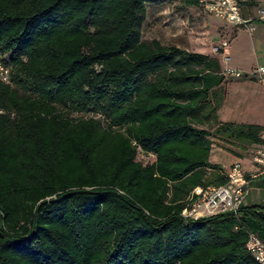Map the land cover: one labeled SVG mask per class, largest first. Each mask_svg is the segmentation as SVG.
<instances>
[{
    "label": "trees",
    "instance_id": "16d2710c",
    "mask_svg": "<svg viewBox=\"0 0 264 264\" xmlns=\"http://www.w3.org/2000/svg\"><path fill=\"white\" fill-rule=\"evenodd\" d=\"M166 1L0 0V264H257L263 209L180 215L226 183L211 138L264 147V126L219 120L218 59L141 41Z\"/></svg>",
    "mask_w": 264,
    "mask_h": 264
},
{
    "label": "rangeland",
    "instance_id": "374dc122",
    "mask_svg": "<svg viewBox=\"0 0 264 264\" xmlns=\"http://www.w3.org/2000/svg\"><path fill=\"white\" fill-rule=\"evenodd\" d=\"M254 1V4L248 6H253L256 12L264 9V0ZM254 25L255 30L249 33L245 28H235L207 14L200 7H183L177 0H169L160 4L146 5L140 32L141 41L148 42L155 39L165 46H174L188 52L214 57L223 67L238 68L237 70L244 75L243 80L256 83L248 75L256 67L264 66V19L256 20ZM232 38L234 39L231 40ZM221 41H227L228 44L230 41L233 42L231 50L226 48L225 54L221 51L226 60L222 58L221 53L215 54L211 50ZM220 67L223 71L221 65ZM232 81V78H226L223 85L225 98L226 95L229 96V111L236 118V121L231 122L264 126L258 122L264 110L261 106L262 100L259 99L261 91L248 84L237 87L231 84ZM211 141L213 146L211 162L218 164L226 172L229 164L236 160L234 156L237 155L223 148L224 145L219 140L211 138ZM233 150L240 151L242 158H252V151L249 148L233 147Z\"/></svg>",
    "mask_w": 264,
    "mask_h": 264
},
{
    "label": "built area",
    "instance_id": "2783aa9c",
    "mask_svg": "<svg viewBox=\"0 0 264 264\" xmlns=\"http://www.w3.org/2000/svg\"><path fill=\"white\" fill-rule=\"evenodd\" d=\"M244 0H198L200 8L207 14L235 27L247 29L249 33L255 29L251 20L242 18L240 5ZM264 18V9L258 11V19ZM227 41H221L211 48L215 54L221 53L227 46ZM222 58H227L221 53ZM6 55L0 53V82L10 83V68L6 63ZM259 80L264 84V66H258L253 70ZM225 78L240 79L244 75L237 69H223ZM252 162L255 165L253 171L245 172L238 162L232 163L225 172L226 183L220 186H207L204 189H196V197L190 205L184 208L180 215L184 219H197L226 211L236 212L245 203L248 194L249 182L264 176V147L254 148ZM264 215V210L261 211ZM246 251L257 264H264V243L255 235H249L245 243Z\"/></svg>",
    "mask_w": 264,
    "mask_h": 264
},
{
    "label": "crops",
    "instance_id": "0c3cea01",
    "mask_svg": "<svg viewBox=\"0 0 264 264\" xmlns=\"http://www.w3.org/2000/svg\"><path fill=\"white\" fill-rule=\"evenodd\" d=\"M246 1L247 0H244V2H242L241 5H240L241 16H242V18H244L246 20H251L253 23H255L256 20H259L258 19V13H257L258 11L256 12L253 6L249 7L248 4L246 3ZM256 1H259V0H256ZM262 19H264V18H262ZM231 26H233V25H231ZM233 27H235V26H233ZM235 28H242V27H235ZM234 38H232L231 40H233ZM232 44H233V42L231 43V41H230L229 44L224 48L223 54H225V49L226 48L231 50V48L233 46ZM220 65L222 66L223 69L224 68L238 69V68H236L234 66L233 67H228V66L227 67H223V65L221 63H220ZM252 73H253V70H252L251 74L248 75V77L250 79H254L256 81V83L249 82L246 79L243 80L242 79L243 77H242L240 79H233L231 84H235L237 87L241 86L242 84H248L250 86L257 87V89H259V91H261L260 92L261 96H259L260 97L259 99L262 100L261 106L264 109V84H262L260 82L259 77L256 74H252ZM262 79L264 80V75L262 76ZM231 84H229V85H231ZM229 108H230V106H229V96L226 95L224 103H223V105L220 108L219 113H218V117H219V119L221 121H223V122L224 121H230V122L231 121H236L235 116H233V114H231V112L229 111ZM260 116H261L260 117L261 120H259L258 122L262 123L264 125V110H263V112H262V114ZM212 147L213 146H211L210 154H209V161L210 162H211L210 156H211V152H212ZM250 151H253V149H250ZM233 153L235 155H237V156H234V158L236 160L234 162H232V163L238 162L240 165L242 164L241 168L245 172L253 171L255 169V165L252 162V158L251 159L242 158L241 157V152L238 151V150H235V152H233ZM211 163H213V162H211ZM232 163H230L229 166ZM229 166L227 167V170H228ZM254 184H255L254 180L249 182L248 194L245 197L244 206H246V207H258L259 209H263L264 210V190L259 189Z\"/></svg>",
    "mask_w": 264,
    "mask_h": 264
}]
</instances>
